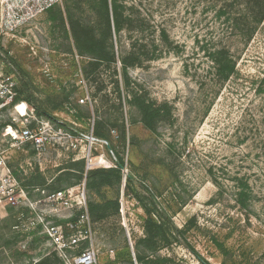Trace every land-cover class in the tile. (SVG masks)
<instances>
[{"label":"rangeland","instance_id":"rangeland-1","mask_svg":"<svg viewBox=\"0 0 264 264\" xmlns=\"http://www.w3.org/2000/svg\"><path fill=\"white\" fill-rule=\"evenodd\" d=\"M117 1L127 17L119 29L113 17L108 25L106 0H63L26 15L18 26L0 27L2 71L18 80L4 60L8 53L50 115L41 116L82 139L77 151L52 145L38 154L31 145L12 147L4 127L15 114L4 113L0 149L9 166L34 200L43 190L68 187L84 194L87 207L100 205L79 224L77 206L0 204V264H74L73 257L88 248L96 252L94 264H203L192 248L210 264H264V19L253 30L251 18H244L245 8L257 7L258 0ZM2 15L0 0V23ZM143 45L140 60L125 68L122 59ZM222 49L235 65L219 77ZM141 95L166 104L153 129L144 124ZM97 124L104 139L95 135ZM105 140L125 159L123 180L93 189L86 174L80 177L81 164L91 148L95 164L104 155L114 165ZM241 176L255 194L250 217L234 198ZM214 178L224 184V197ZM152 195L178 227L197 217L185 236L189 246L171 231L168 240H145L142 205ZM111 199L119 201V211L105 204ZM53 225L81 241L64 246L48 231Z\"/></svg>","mask_w":264,"mask_h":264},{"label":"built area","instance_id":"built-area-1","mask_svg":"<svg viewBox=\"0 0 264 264\" xmlns=\"http://www.w3.org/2000/svg\"><path fill=\"white\" fill-rule=\"evenodd\" d=\"M62 2L63 0H1L3 15L0 27L5 29L18 26L22 24L26 15L33 17L35 15L34 12H40ZM3 66V63L0 62V117L4 113L15 114L11 122L4 127L7 136H10L14 141L12 147L31 145L38 154L46 152L52 145H62L67 147V149L77 151L81 147V137L53 120L38 115L32 105L20 99L17 78L3 72ZM31 123L33 124L31 125ZM83 158H87V170L95 166H111V163H108L104 155L99 156L98 164H95L91 148H89L88 153ZM33 190L37 191L38 189L34 188ZM42 192L41 198L32 199L31 191L21 183L9 166L5 150L0 149V204L18 207L25 200L31 206L30 208H34V204L41 202H51L64 208L77 206L84 211L81 217L78 218V223L89 222L87 201L83 193L75 195L74 189L68 187L56 191L43 190ZM23 216L24 213H21L18 216V220L23 221ZM40 219L42 220V218ZM28 221L32 226L37 222L36 218H28ZM78 223L75 224L76 227ZM21 226L19 222V224L15 225V228H20ZM48 231L55 232L52 236H56L64 246L72 245L75 247L81 241L77 233H71L68 237H65L61 226L53 225L49 227ZM96 258L95 250L88 248L77 253L73 257V262L74 264H94Z\"/></svg>","mask_w":264,"mask_h":264},{"label":"trees","instance_id":"trees-1","mask_svg":"<svg viewBox=\"0 0 264 264\" xmlns=\"http://www.w3.org/2000/svg\"><path fill=\"white\" fill-rule=\"evenodd\" d=\"M106 4L108 6V10L106 12V18L108 21V25L111 28V17H113V22H115V26L119 29L121 28V25L124 20H126V16L124 15V8L125 5L123 3H119L117 0H112L113 6L110 9V3L109 0H106ZM111 10V11H110ZM245 16L250 17L252 24H254V29L257 25H259L262 20L264 19V0H258L257 1V7L252 6L250 10L247 11L245 8ZM135 20L134 17H131L129 21ZM254 21V22H253ZM253 32V31H252ZM73 33L75 36H77V30L73 26ZM77 39V38H76ZM78 40V39H77ZM146 47V45L141 46L139 49L133 48L128 52V55H126L122 59L123 66L125 68H128L131 65L136 64L141 56H142V48ZM227 52L226 49H222L220 51V54H222V58L218 61V65L216 67V70L218 72L219 77L224 76L227 74V72L233 71V66L235 65V62L233 59L228 58L226 55H224ZM4 60L10 67L13 68V71L16 73L18 80L21 82V89L18 88L19 91V98L20 99H26L30 103H32L37 110V114L43 115L46 114L47 116H50L49 113L45 112V110L37 103L35 99H33L31 93H29V82L26 80V72L24 69L20 66V64L13 59L8 53H5ZM228 69V71H227ZM227 77V76H226ZM25 86V87H23ZM138 101L140 102V110L143 115L144 124L149 129H153L156 122L163 118L164 108H166V104H157L154 100L153 101H147V99L144 96H137ZM95 135L98 138L104 139L106 136L102 130V126L100 124H97L95 127ZM107 149L112 153L113 157V163L114 165H111L109 167H101V168H95V169H89L86 168V161L82 160V166L80 170V177L86 174V179H88V185L90 188H97L101 186H110L115 184H120L123 180V174L122 169L125 166V159L121 155L120 151L110 142L105 140ZM215 182L219 185V196L224 197L225 195V187L224 184L221 183L217 178H214ZM236 179V185H234V198L235 202L239 205V210L241 212H245L247 217L249 216V213L252 212L251 210V201L255 199V194L250 186V183L245 176L237 177ZM132 178H129V181H131ZM26 186V185H24ZM27 188L30 186H26ZM145 189L151 193V191L147 188V186H144ZM59 189H64V187L56 188L51 191H56ZM150 202H144L142 207L144 208L146 212V219H145V230H146V237L145 240H147L148 244L152 243V241L157 239H167L168 235L167 233L171 231V234L176 237V240L183 241L187 246H189V243H187L186 239V233L190 231L192 226L197 224V217H192L188 222L186 223L185 227L181 228L174 224L173 219L168 215L167 211L163 208V206L160 204V202L155 198L154 195L150 197ZM106 205L112 204L114 206L115 211L120 210V204L119 201L116 199H111L105 203ZM100 207L98 203L91 202L88 203V212L91 215H96L97 209ZM84 212V211H82ZM221 250L225 254L227 252L226 248H223L221 246ZM192 252L197 255V257L203 262V264H210L209 261L204 259L200 256V254L196 251V249L192 248ZM138 261H143L144 257L143 255L139 254L137 257ZM178 264H189L187 262H178Z\"/></svg>","mask_w":264,"mask_h":264}]
</instances>
